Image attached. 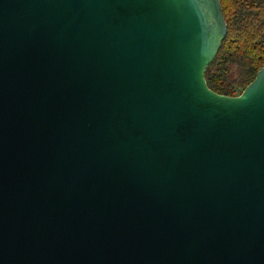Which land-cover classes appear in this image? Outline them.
<instances>
[{
    "label": "water",
    "instance_id": "obj_1",
    "mask_svg": "<svg viewBox=\"0 0 264 264\" xmlns=\"http://www.w3.org/2000/svg\"><path fill=\"white\" fill-rule=\"evenodd\" d=\"M219 0H0V264H264V65L204 73Z\"/></svg>",
    "mask_w": 264,
    "mask_h": 264
},
{
    "label": "trees",
    "instance_id": "obj_2",
    "mask_svg": "<svg viewBox=\"0 0 264 264\" xmlns=\"http://www.w3.org/2000/svg\"><path fill=\"white\" fill-rule=\"evenodd\" d=\"M226 37L204 77L207 87L224 96L239 95L264 65V0H219Z\"/></svg>",
    "mask_w": 264,
    "mask_h": 264
}]
</instances>
